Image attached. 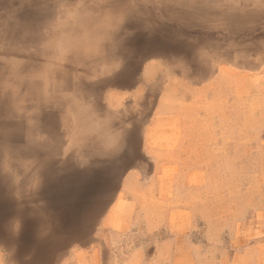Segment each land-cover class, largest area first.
I'll return each instance as SVG.
<instances>
[{"label": "rangeland", "instance_id": "1", "mask_svg": "<svg viewBox=\"0 0 264 264\" xmlns=\"http://www.w3.org/2000/svg\"><path fill=\"white\" fill-rule=\"evenodd\" d=\"M22 1L0 0V23L54 26L72 6ZM197 1L191 12L183 0L141 1L151 28L147 43L135 33L124 48L122 72L135 65L129 86H106L111 73L83 76L92 86L83 94L66 86L51 98L58 79L37 87L18 113L27 135L13 131L17 113L13 123L0 109V264H62L68 255L50 246L65 226L113 251L102 262L122 264L131 247L152 254L175 233L196 264H231L242 248L264 245V17L245 27V11H264V0ZM206 36L217 43L183 45ZM199 53L203 71L193 77L184 55ZM107 213L134 218L123 242L119 221L103 226Z\"/></svg>", "mask_w": 264, "mask_h": 264}, {"label": "bare ground", "instance_id": "2", "mask_svg": "<svg viewBox=\"0 0 264 264\" xmlns=\"http://www.w3.org/2000/svg\"><path fill=\"white\" fill-rule=\"evenodd\" d=\"M40 1L44 0L22 2L34 5ZM141 1L72 0V6L62 10L54 26H34L25 30L17 27L13 20L0 23V109H8L10 115L6 114V117L9 121L12 120L11 114H23L24 105L37 87H50L57 79L56 86L50 87V96L62 93L66 86L85 93L92 86L82 81L83 76L95 80L114 73L104 81L106 86L125 87L132 84L130 78L134 75V63L126 72L123 69L126 74H122L121 64L127 57L126 44H135L131 34L144 33L147 43L151 27L144 8H141ZM51 5L52 0L47 6L50 8ZM159 16H167V13L159 12ZM10 17L13 16H7ZM53 28L66 38L70 47L69 54L63 59L54 57L49 48ZM150 53L147 47L135 57H147ZM108 64L111 66L107 67ZM15 116L18 120L15 123L12 120L13 131L23 135L26 131L23 118L19 114ZM90 138H94L93 133Z\"/></svg>", "mask_w": 264, "mask_h": 264}, {"label": "crops", "instance_id": "3", "mask_svg": "<svg viewBox=\"0 0 264 264\" xmlns=\"http://www.w3.org/2000/svg\"><path fill=\"white\" fill-rule=\"evenodd\" d=\"M195 2L194 5H187L191 2V0H183L184 5L183 9L184 11L191 12L196 6H201L202 3H199L197 0H193ZM233 1V0H231ZM249 0H243L244 5H248ZM228 0H224L222 4H227ZM259 2V1H257ZM255 3V2H253ZM186 4V5H185ZM231 10V9H228ZM233 11V10H231ZM264 17V11L260 10H254V11H245V27L250 29L252 26L254 29L255 27H259ZM201 19L204 20H210L215 21L214 17L210 16H201ZM244 18V17H243ZM184 30H189V27L184 26ZM202 30L200 27H192L191 30ZM206 40V41H205ZM206 42H213L217 43L216 38L206 36V37H184L183 39V45L187 46H202L206 45ZM195 52H198V49H194ZM185 59H188L189 61H186V68L192 71L191 75L193 77L201 76V73L203 71L202 68V61L203 58H201V55L192 56L184 55ZM188 64V65H187ZM151 133L148 130L146 134V141L151 142L152 137ZM116 218V215L113 213H107L102 218L103 226L108 227V225L113 226L114 221H119ZM146 221L147 219H137ZM136 220V221H137ZM134 218L128 217L127 219H120L118 225L116 227L119 229V233L121 236H119V239L117 242H123L125 235L127 232L133 228ZM139 222V221H138ZM170 219L169 217L163 219V224L161 225L162 228L169 227ZM165 223V224H164ZM107 224V225H106ZM130 229L127 231L126 229ZM167 235H169V232H167ZM83 237V236H82ZM58 240V247L50 246V252L56 253V254H65L68 256H65L64 262L62 264H122L118 263L116 261L114 262H102L100 259L101 254H105L108 252H113L111 250H107L106 245H101L98 243L97 245L91 244L90 239L88 236H85L83 238L77 237L74 235V233L71 231V229L68 226H65L63 230H61L58 234V237L56 238ZM166 239V240H164ZM164 239L161 240L159 243V248L156 249V251H152V254L149 251L148 246L144 245H137L134 247H131L129 251L128 260L124 262L123 264H196L195 260L192 258L190 260V252H187L183 245H182V236L179 233H175L173 237L167 236ZM110 248V247H108ZM154 253L158 254V258L156 261L153 260L152 256ZM80 255H97V260H94L92 262H85L82 261V257ZM189 255V261L188 259ZM171 257V260H170ZM185 259V260H184ZM231 264H264V245H258L253 247H247L242 248L239 250V252H236L233 261Z\"/></svg>", "mask_w": 264, "mask_h": 264}, {"label": "clouds", "instance_id": "4", "mask_svg": "<svg viewBox=\"0 0 264 264\" xmlns=\"http://www.w3.org/2000/svg\"><path fill=\"white\" fill-rule=\"evenodd\" d=\"M49 48L54 57L60 59L66 57L70 51L68 41L55 28L52 29L49 36Z\"/></svg>", "mask_w": 264, "mask_h": 264}]
</instances>
